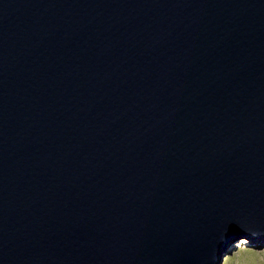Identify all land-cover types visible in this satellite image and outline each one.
Instances as JSON below:
<instances>
[{
  "label": "water",
  "instance_id": "water-1",
  "mask_svg": "<svg viewBox=\"0 0 264 264\" xmlns=\"http://www.w3.org/2000/svg\"><path fill=\"white\" fill-rule=\"evenodd\" d=\"M264 242V0H0V264H220Z\"/></svg>",
  "mask_w": 264,
  "mask_h": 264
},
{
  "label": "rangeland",
  "instance_id": "rangeland-1",
  "mask_svg": "<svg viewBox=\"0 0 264 264\" xmlns=\"http://www.w3.org/2000/svg\"><path fill=\"white\" fill-rule=\"evenodd\" d=\"M224 253L220 264H264V242L252 245L246 237L237 236Z\"/></svg>",
  "mask_w": 264,
  "mask_h": 264
}]
</instances>
